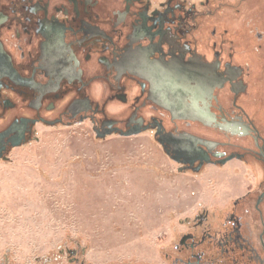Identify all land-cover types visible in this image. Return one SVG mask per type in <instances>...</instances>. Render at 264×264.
<instances>
[{"label":"flooded vegetation","instance_id":"af4514ba","mask_svg":"<svg viewBox=\"0 0 264 264\" xmlns=\"http://www.w3.org/2000/svg\"><path fill=\"white\" fill-rule=\"evenodd\" d=\"M215 1L228 2L0 0V160L37 125L88 120L103 137L152 133L180 173L236 163L245 180L179 220L156 261L118 264H264V129L240 101L250 69L212 27Z\"/></svg>","mask_w":264,"mask_h":264},{"label":"rangeland","instance_id":"374dc122","mask_svg":"<svg viewBox=\"0 0 264 264\" xmlns=\"http://www.w3.org/2000/svg\"><path fill=\"white\" fill-rule=\"evenodd\" d=\"M223 1L212 27L227 30L235 62L248 65L240 101L264 129V0ZM35 137L0 160V264H67L66 247L83 248L92 264L156 261L198 203L247 187L231 175L236 163L180 173L152 133L101 138L75 120L37 125Z\"/></svg>","mask_w":264,"mask_h":264},{"label":"water","instance_id":"95a60500","mask_svg":"<svg viewBox=\"0 0 264 264\" xmlns=\"http://www.w3.org/2000/svg\"><path fill=\"white\" fill-rule=\"evenodd\" d=\"M96 135H97L98 137H101V138L104 136V135H102V136H101V135H100V134H98V133H96Z\"/></svg>","mask_w":264,"mask_h":264}]
</instances>
